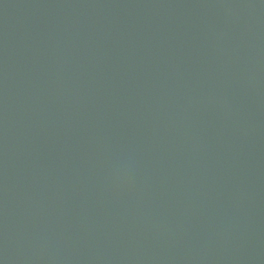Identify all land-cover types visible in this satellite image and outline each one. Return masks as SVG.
<instances>
[{
    "label": "water",
    "instance_id": "water-1",
    "mask_svg": "<svg viewBox=\"0 0 264 264\" xmlns=\"http://www.w3.org/2000/svg\"><path fill=\"white\" fill-rule=\"evenodd\" d=\"M0 264H264V0H0Z\"/></svg>",
    "mask_w": 264,
    "mask_h": 264
}]
</instances>
